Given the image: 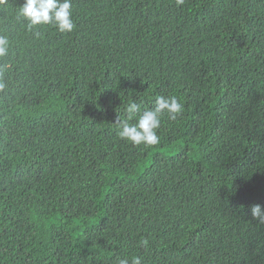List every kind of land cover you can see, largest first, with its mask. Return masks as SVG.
<instances>
[{
  "label": "trees",
  "instance_id": "trees-1",
  "mask_svg": "<svg viewBox=\"0 0 264 264\" xmlns=\"http://www.w3.org/2000/svg\"><path fill=\"white\" fill-rule=\"evenodd\" d=\"M23 3L0 4V264H264V0H72L71 33ZM160 96L183 105L160 143L121 139Z\"/></svg>",
  "mask_w": 264,
  "mask_h": 264
},
{
  "label": "clouds",
  "instance_id": "clouds-1",
  "mask_svg": "<svg viewBox=\"0 0 264 264\" xmlns=\"http://www.w3.org/2000/svg\"><path fill=\"white\" fill-rule=\"evenodd\" d=\"M5 0H0V4H4ZM178 4H182L183 0H177ZM72 0H24L22 6L19 7L18 15L28 22V27L32 28L41 24L52 25L60 32H73L75 24L71 11ZM10 41L6 35H0V58L9 54ZM122 53V48L117 49L111 55L116 57ZM10 71L8 64H0V91L7 88V80L5 74ZM126 119H117V135L123 139L130 141L134 145L154 146L160 143L157 130L161 126L162 117L167 114L170 119H175L183 110V105L175 96H160L156 98L155 106L145 109L138 116L135 123H131L138 113H141V106L134 101H130L125 105ZM250 212L253 219L264 223V204H252ZM118 264H142L140 257H123L118 260Z\"/></svg>",
  "mask_w": 264,
  "mask_h": 264
}]
</instances>
